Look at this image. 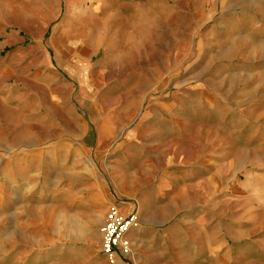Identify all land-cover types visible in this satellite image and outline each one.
Masks as SVG:
<instances>
[{"label": "rangeland", "instance_id": "rangeland-1", "mask_svg": "<svg viewBox=\"0 0 264 264\" xmlns=\"http://www.w3.org/2000/svg\"><path fill=\"white\" fill-rule=\"evenodd\" d=\"M238 6L255 8L264 19V0H210L214 30L195 50L190 70L211 71L204 78L180 73L160 83L161 92L171 95L165 97L178 105L171 113L176 133L167 139L158 136L167 129L153 125L155 95L141 101L114 94L117 84L136 80L118 83L121 75L114 79L95 70L91 96L82 97L90 110L85 104L78 110L77 129L73 121L57 119L39 84L0 72V89L9 84L14 93L0 99V264H85L73 251L100 252L112 202L133 204L137 216L127 235L131 253L119 255L115 264H200L196 255L204 233L178 221L204 215L202 208L224 217L226 264H264L248 252L254 236L250 205L255 190L264 188V24L254 28V41L230 47L232 34L225 27ZM1 9L6 11L0 21L21 31L0 32L3 60L17 40L39 33H25L21 0H0ZM125 98L138 100V111L132 127L122 129L116 123ZM105 191L112 199L102 216L95 199ZM176 224L177 234L170 232ZM203 258V264H217Z\"/></svg>", "mask_w": 264, "mask_h": 264}, {"label": "crops", "instance_id": "crops-1", "mask_svg": "<svg viewBox=\"0 0 264 264\" xmlns=\"http://www.w3.org/2000/svg\"><path fill=\"white\" fill-rule=\"evenodd\" d=\"M21 1L24 4L25 17L20 21L25 24V33L36 30L39 34L30 38L25 35L24 40H17L11 50L8 46L7 52L13 51H9L3 60L0 59V72L6 78H11L10 75L15 73L24 79L25 84H39L43 95L50 99L51 110L57 112V119L67 118L79 129L81 124L78 110L84 104V110H90L88 102L82 97L91 96V74L100 70L111 74L114 79H120L121 75L122 78L116 80L118 83L132 79L137 82L130 85L114 84V87L116 85L119 88H115L114 94L138 97L141 101L145 96L155 95V105L152 108H158V115L153 119V125L167 129L166 134L161 131L158 136L165 135L163 137L167 139L166 136L176 133L177 125L172 120L171 113L178 105L165 97L171 95L161 92L160 83L176 78L180 73L191 76L197 73L204 78L211 71L205 66L190 70L195 50H199L208 41L210 31L214 30L213 26H209V21L215 16L214 9L210 8V0ZM1 10L3 12L0 14L4 15L6 10ZM232 16V23L225 27L232 34L229 36V46L239 48L243 41H254V28L264 24V19L257 10L238 6L233 8ZM11 25L0 21V32L9 31L13 34V30H16ZM219 25L221 26L220 23L216 25V29ZM211 38L212 41L216 40L214 36ZM254 46L255 44L252 45ZM32 53H38L39 56ZM200 54L201 51L196 56ZM220 61L223 65V59ZM144 81L150 82L147 87ZM10 95H14L13 89L5 84L0 89V99ZM138 100L130 103L125 98L121 108V122L119 120L116 123L117 127H132L130 120L132 115L134 119V113L138 111ZM208 111L207 109L206 113ZM204 136L207 137V131ZM207 165H204L206 174ZM110 199L112 197L109 198L106 191L95 199L96 210L102 216ZM250 208L254 210L250 211L249 217L254 236L250 238L248 252L252 258L264 262V221L257 222V214L260 219L264 218V188L255 190V198L251 201ZM120 210L129 213L134 210V205L121 204ZM200 211L204 215L196 218L194 215L188 216L186 220L178 222L192 223L199 232L204 233H201L202 244L199 254L196 255L200 258V264H203L205 256L215 258L217 264H226L222 230L225 227L222 219L224 217L219 212L214 216L206 208ZM180 226L176 224L170 232L175 230L177 234ZM209 229L216 235L207 233ZM258 229H261L259 233ZM73 252H76V256L81 255L85 264H108L99 251L88 249L81 252L76 249ZM172 264L178 263L174 261Z\"/></svg>", "mask_w": 264, "mask_h": 264}, {"label": "built area", "instance_id": "built-area-1", "mask_svg": "<svg viewBox=\"0 0 264 264\" xmlns=\"http://www.w3.org/2000/svg\"><path fill=\"white\" fill-rule=\"evenodd\" d=\"M120 205L112 202L107 207L106 221L102 231L100 252L108 264H115L119 255L129 256L131 253L127 235L137 225L134 211L122 214Z\"/></svg>", "mask_w": 264, "mask_h": 264}]
</instances>
